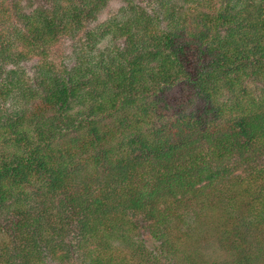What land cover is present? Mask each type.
<instances>
[{
    "label": "trees",
    "instance_id": "trees-1",
    "mask_svg": "<svg viewBox=\"0 0 264 264\" xmlns=\"http://www.w3.org/2000/svg\"><path fill=\"white\" fill-rule=\"evenodd\" d=\"M0 264H264V0H0Z\"/></svg>",
    "mask_w": 264,
    "mask_h": 264
}]
</instances>
